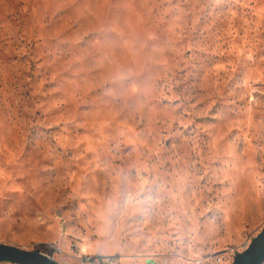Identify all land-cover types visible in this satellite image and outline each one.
I'll use <instances>...</instances> for the list:
<instances>
[{
    "label": "rangeland",
    "instance_id": "rangeland-1",
    "mask_svg": "<svg viewBox=\"0 0 264 264\" xmlns=\"http://www.w3.org/2000/svg\"><path fill=\"white\" fill-rule=\"evenodd\" d=\"M263 226L264 0H0V243L231 264Z\"/></svg>",
    "mask_w": 264,
    "mask_h": 264
},
{
    "label": "water",
    "instance_id": "water-1",
    "mask_svg": "<svg viewBox=\"0 0 264 264\" xmlns=\"http://www.w3.org/2000/svg\"><path fill=\"white\" fill-rule=\"evenodd\" d=\"M17 264H58L41 252L0 243V262ZM231 264H264V226L247 247L235 254Z\"/></svg>",
    "mask_w": 264,
    "mask_h": 264
},
{
    "label": "built area",
    "instance_id": "built-area-1",
    "mask_svg": "<svg viewBox=\"0 0 264 264\" xmlns=\"http://www.w3.org/2000/svg\"><path fill=\"white\" fill-rule=\"evenodd\" d=\"M86 264H117L114 263L111 259H94L93 257L85 258ZM85 262H82L84 264Z\"/></svg>",
    "mask_w": 264,
    "mask_h": 264
}]
</instances>
